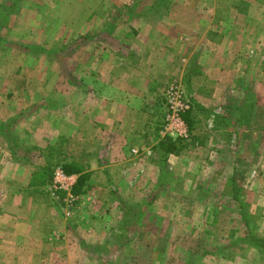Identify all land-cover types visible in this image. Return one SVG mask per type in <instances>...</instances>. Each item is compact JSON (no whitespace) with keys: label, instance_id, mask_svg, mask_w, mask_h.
Returning <instances> with one entry per match:
<instances>
[{"label":"rangeland","instance_id":"1","mask_svg":"<svg viewBox=\"0 0 264 264\" xmlns=\"http://www.w3.org/2000/svg\"><path fill=\"white\" fill-rule=\"evenodd\" d=\"M175 1L0 0V264H264V0ZM115 61L157 81L120 161ZM173 84L192 105L168 149Z\"/></svg>","mask_w":264,"mask_h":264},{"label":"crops","instance_id":"2","mask_svg":"<svg viewBox=\"0 0 264 264\" xmlns=\"http://www.w3.org/2000/svg\"><path fill=\"white\" fill-rule=\"evenodd\" d=\"M173 2H176L175 0H173ZM179 7V6H178ZM169 22L172 23H192V24H197V23H201L202 20L200 18H197L196 16H189L188 18H184L181 16H173V18H168L166 19ZM206 38L205 39L207 41H210L211 44L212 43V38L207 36V32L205 33ZM170 41V39H169ZM154 41H150L149 43V48H150V53L148 55V66H150L151 68V64H153V62H155V64L157 65L156 61L160 60L158 58V54L157 51H152V47L151 44ZM165 44L168 45V43L165 42ZM211 46V45H210ZM147 47V48H148ZM170 47H164L163 48V53L167 54V52H169ZM155 59V60H154ZM120 63H118V61L114 62V65H111L110 67H108V73L106 70V76L105 77H101V82L98 81L97 83L100 84V86L98 87V89L101 91V88L104 89L103 91V98L100 101H104L107 100L108 101V107L111 108L112 113H115V109L117 108V106L119 104L124 105L123 106V111H125V113L121 114L122 116L119 117V119L122 121V119L124 120L123 122H127V126L122 130V139H120L116 144L113 145H109L108 150L113 153H118L120 159H118L119 161L121 159H125V157H127V155L130 154L132 148L134 147V145L139 141L138 138L144 137V135H140L141 133H144V129L142 127H140V122L141 120L144 119V115H145V111L142 108V105L144 103H147L150 101L151 96H153L154 91L156 89L155 87V83H157L156 81V77L155 75L153 76L152 71L150 70L148 72V75H146L144 78V87L140 86L139 84H137L135 82V79H133V77L131 76L130 78H128V72L125 71V80L124 82H121L122 79L119 78V75H121V72L124 73V71L122 69H120ZM119 67V68H118ZM119 69V70H118ZM133 74V71L132 73ZM118 75V76H117ZM108 76V78L106 79V77ZM95 82V80H94ZM143 89V92H141L139 89ZM164 91V90H163ZM163 91H162V96H163ZM157 94V92H156ZM82 110V109H81ZM87 110V111H86ZM83 111H85V113H88V109H84ZM116 114V113H115ZM98 115H100V113H98V110L93 108L91 112H89L86 117L89 120H92V118L94 117H98ZM109 120H112V118L110 117V115L108 116ZM118 118V116L115 117V120ZM124 126V125H123ZM122 128V126L120 127ZM114 135H118V133L114 134ZM113 135V138H115ZM140 143V142H139ZM136 146V145H135ZM138 147V146H137ZM122 155V156H121ZM115 156V155H114ZM129 162V161H128Z\"/></svg>","mask_w":264,"mask_h":264},{"label":"built area","instance_id":"3","mask_svg":"<svg viewBox=\"0 0 264 264\" xmlns=\"http://www.w3.org/2000/svg\"><path fill=\"white\" fill-rule=\"evenodd\" d=\"M164 118L162 124V138L171 140H183L189 136L187 125L184 121V115L191 109V100L187 97L184 90L173 84L168 86L164 92ZM138 149H132L137 153ZM72 176L66 175L60 169L55 171V182L59 187L67 188L73 184ZM57 188V186H55Z\"/></svg>","mask_w":264,"mask_h":264},{"label":"trees","instance_id":"4","mask_svg":"<svg viewBox=\"0 0 264 264\" xmlns=\"http://www.w3.org/2000/svg\"><path fill=\"white\" fill-rule=\"evenodd\" d=\"M160 144L162 145L163 148H168V149H172L173 148L174 149L175 148L174 144H176V142H174L173 140L168 139V138L167 139L163 138L162 141L160 142Z\"/></svg>","mask_w":264,"mask_h":264}]
</instances>
